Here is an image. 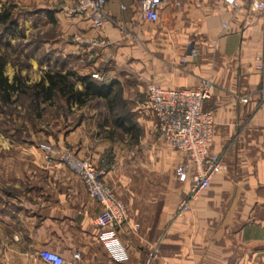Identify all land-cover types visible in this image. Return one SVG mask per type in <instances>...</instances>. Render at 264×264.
<instances>
[{
  "label": "crops",
  "instance_id": "0c3cea01",
  "mask_svg": "<svg viewBox=\"0 0 264 264\" xmlns=\"http://www.w3.org/2000/svg\"><path fill=\"white\" fill-rule=\"evenodd\" d=\"M107 10L118 24L98 27L88 14L49 11L58 26L48 42L53 56L81 75L98 73L101 81L118 83L124 99L151 113L137 101L149 83L194 88L210 79L212 151L222 153L226 167L179 214L189 189L176 176L182 152L157 140L159 163L145 168L126 160L125 149L102 134L96 117L60 125V140L79 156L97 164L108 159L105 179L130 213L118 231L128 256L116 257L102 238L105 230L96 222L102 207L81 178L42 156L27 174L25 194L0 197V262L51 264L41 255L49 250L63 264H144L156 250L153 264H264V101L257 67L264 61V9L256 0H164L156 21L141 16L140 0H109ZM75 34L107 43L91 49L75 42ZM192 48L198 57L188 56Z\"/></svg>",
  "mask_w": 264,
  "mask_h": 264
},
{
  "label": "rangeland",
  "instance_id": "374dc122",
  "mask_svg": "<svg viewBox=\"0 0 264 264\" xmlns=\"http://www.w3.org/2000/svg\"><path fill=\"white\" fill-rule=\"evenodd\" d=\"M3 2L11 7L12 12L11 23L0 24V54L7 60L5 75L10 81L21 77L29 87L15 93L9 101H5L0 94V197L9 199L25 194L30 184L27 174L43 163L42 156L47 162L55 161H50L38 146L47 142L57 149L73 148L60 140L58 126L63 128L68 123L76 124L85 116L97 118L102 134L122 145L128 162L145 168L157 166L159 156L156 155V147H161L157 140L162 138L156 132L154 115L143 107L147 101L145 94L137 97V101L143 104L141 107L137 108L123 98L124 105L118 108L136 124V130L129 132L115 122V115L104 99L91 98L87 103L78 105L69 104L65 97L58 95L52 100L41 101L37 106L31 86L40 82L48 70L71 68L64 66L62 57L56 59L57 56H53L48 47V42L58 35L57 23L51 20L48 13L62 10L65 0ZM87 105L90 109L80 112L81 107Z\"/></svg>",
  "mask_w": 264,
  "mask_h": 264
},
{
  "label": "built area",
  "instance_id": "2783aa9c",
  "mask_svg": "<svg viewBox=\"0 0 264 264\" xmlns=\"http://www.w3.org/2000/svg\"><path fill=\"white\" fill-rule=\"evenodd\" d=\"M237 1L227 0L230 4H236ZM108 2L109 0H65L63 10L71 15L88 14L98 27L106 21L118 24L107 10ZM163 2L164 0H140L141 16L146 20L156 21ZM256 2L258 7L264 9V0ZM123 8L126 6L123 5ZM73 39L77 43L88 42L91 49L98 43H107L104 39L87 40L82 34H75ZM199 54L197 48H192L188 56L198 57ZM182 61H187V57H183ZM257 67L262 72L259 91L261 100L264 101V61ZM93 76L99 80L104 79L98 73ZM214 89L215 84L206 78L202 79L200 86L194 88H164L153 82L147 86L146 103L155 117L156 132L184 156L176 166V176L179 181L189 183V189L180 200L179 214L189 211L192 201L226 167L222 153L212 151L215 120L214 109L209 103ZM39 147L50 161L62 162L81 178L88 192L102 207L96 217L98 226L105 230L102 238L116 257L127 258V246L120 241L118 231L127 223L130 213L125 201L105 179L108 159L97 164L92 158L79 156L71 147L57 149L47 142L41 143ZM41 255L51 264L64 263L63 258L55 252L43 250ZM156 257L155 250L148 255L144 264H153Z\"/></svg>",
  "mask_w": 264,
  "mask_h": 264
},
{
  "label": "trees",
  "instance_id": "16d2710c",
  "mask_svg": "<svg viewBox=\"0 0 264 264\" xmlns=\"http://www.w3.org/2000/svg\"><path fill=\"white\" fill-rule=\"evenodd\" d=\"M11 15V7H7L3 0H0V24L11 23ZM6 64V57L0 54V94L5 101H9L15 93H20L29 86L21 77L10 81L5 75ZM78 82L84 85L83 89L77 88ZM31 89L34 92L37 106L41 101L52 100L58 95L65 97L69 104L77 103L78 105L87 103L91 98L104 99L108 108L114 113L115 122L119 126L128 132L136 130V124L130 121L125 112L118 109L119 106L124 105V99L121 95V86L116 82L107 84L92 74L81 75L73 70H48L45 77L32 85Z\"/></svg>",
  "mask_w": 264,
  "mask_h": 264
}]
</instances>
